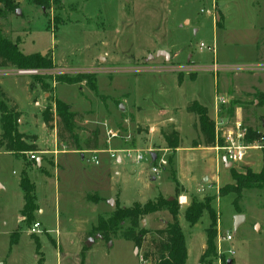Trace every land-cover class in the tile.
Returning <instances> with one entry per match:
<instances>
[{
  "label": "rangeland",
  "instance_id": "374dc122",
  "mask_svg": "<svg viewBox=\"0 0 264 264\" xmlns=\"http://www.w3.org/2000/svg\"><path fill=\"white\" fill-rule=\"evenodd\" d=\"M16 10L20 13L16 14ZM0 28L5 37L18 43L24 54L44 49L40 53L46 51L43 57L56 66L49 70L35 69L40 70L35 76L17 75L18 69L12 66L0 68V86L23 106L30 122V127L25 129L27 121L22 123L25 119L21 117L19 131L38 135L46 152L35 153L39 164V160L30 159L31 152L11 154L4 147L0 148V264H37L43 260V254L45 264H141L140 256L157 238L156 229H164V220L172 222L171 216L162 213L145 217L147 225L141 224V228L150 233L142 250L137 249L136 253L132 241L117 238L107 243L89 233L83 244L89 250L83 256L69 239L98 224L102 206L93 203L85 206L80 200L81 190L92 192L88 196L106 199L112 187L116 190L121 186L126 201L137 200L130 207L155 201L151 199L174 189L171 195L175 199L184 196L180 185L177 194L173 183L175 149L169 147L162 136L164 131L171 132L172 126L152 128L150 123L167 122L170 108L183 103L185 97L203 96L205 102L214 99L218 81L214 75L219 72L210 70L193 81L200 71L198 65L201 69L224 66L222 71H226L230 83L234 80L237 89L264 91V71L249 75L250 70L244 69L252 67L249 65L258 58V45L264 36V0H59L50 10L35 6L29 0H15L10 11L1 6ZM158 52H165L169 59L157 56ZM254 67L264 65L258 63ZM67 75L78 83L67 85L55 81ZM234 75L237 76L233 79ZM184 80L186 85L173 94V88L183 85ZM28 82L29 87L30 84L35 86L30 90L31 96ZM220 84L227 85V82L220 81ZM92 85H96V91L92 90ZM227 93L229 102L219 111V116L226 119L224 130L234 128L239 108L244 128L264 130V107L256 108L257 94L237 92L233 87H229ZM6 99L9 100L7 96ZM56 99L70 105L71 111L83 114L82 119L76 120L82 150H85L89 132L98 130L101 150H108L112 145L114 149L140 152L144 160L137 163L126 157L119 165L112 159L113 165L105 168L103 162L100 165L91 162V154L84 159L72 154L57 156L71 151L72 140L68 139L65 144L59 140L58 117L53 130H46L44 125L43 113ZM35 110V120H32ZM190 121L184 113L177 117V125L185 137L190 135ZM108 130L118 132V137L109 140ZM193 143H202L199 133ZM151 154L157 155L156 161L151 162ZM159 160H166L167 165L161 168L162 175L153 182L149 174L152 167H158ZM197 165L194 188L197 177L202 180L204 173L209 176L216 173L210 162ZM262 166V151H248L243 164L231 168L222 165L220 179L200 182L199 190L193 193L190 202L205 201L214 209L217 218L214 227L216 253L207 258V263H217L219 238L229 232L234 236L231 244L236 254L224 256L223 264L229 260L233 264H264V188L243 190L237 207L234 204L236 194L219 195L221 188L236 184L232 169L237 174H245L247 169L258 173ZM47 170L51 171L50 179L45 176L49 175ZM165 172L171 178L163 175ZM25 176L35 185L37 204L44 210L38 219L52 230L51 234L31 233L34 223L39 222L36 216L31 224L20 222L24 205L20 183ZM113 202V206L106 205L105 213L121 207L118 200ZM184 211L183 208L179 210L178 219L188 250V264H197L212 220L210 213L205 211L199 223L191 227ZM238 213L245 217V222L236 229ZM17 231L20 232L19 242L11 246V236ZM60 236L66 252L64 262L60 259V247L56 246ZM32 237L40 241L43 254H36ZM64 238L69 243L66 244ZM231 244H222L223 250Z\"/></svg>",
  "mask_w": 264,
  "mask_h": 264
},
{
  "label": "trees",
  "instance_id": "16d2710c",
  "mask_svg": "<svg viewBox=\"0 0 264 264\" xmlns=\"http://www.w3.org/2000/svg\"><path fill=\"white\" fill-rule=\"evenodd\" d=\"M35 6L44 7L48 10L52 5H57L59 0H29ZM15 5V0H0V13L1 6L6 10H12ZM58 21V20H57ZM47 29H50L49 26ZM258 53L260 58L264 56V36L258 45ZM9 66L17 69H44L49 70L56 67L51 61L43 57L41 54L25 55L19 50L18 43L5 37L3 30L0 28V68H7ZM35 80L38 78H34ZM87 79V78H85ZM57 83L76 85L78 80L71 76H60L55 80ZM31 84V90L34 89ZM46 87V86H45ZM92 90L96 91V85L91 86ZM257 99L259 101L258 107H264V93H258ZM10 101L6 99V94L0 86V126L2 133L0 134V148L4 147L10 153H27L39 152V147L36 145L38 137L35 135H26L19 131L20 120L22 113L17 106H10ZM55 109V113L53 112ZM189 112L196 114L199 118V130L204 138L205 145L213 146L215 144V122L209 117L207 108L198 103H193L188 108ZM56 114V115H55ZM58 117V138L65 144L68 139L72 140L71 149L73 151H82L80 139L76 131L77 119H82L83 114L71 111V107L63 101L56 99L51 106H49L43 113V121L47 129L53 130L55 118ZM66 135H69L67 138ZM163 136L169 147L176 149L180 146L181 139L179 133L175 131L164 132ZM100 132L98 130L89 132V137L85 141L87 150L99 149ZM264 138V132L247 128L245 141L253 143L260 141ZM263 153V166L260 172L255 173L247 169L245 174H237L232 169V177L236 182L235 185L226 186L219 190V195L224 197L229 194H236L237 198L234 204L241 200V193L243 190L263 189L264 188V149ZM176 184V192L179 193V183L176 178L173 179ZM20 188L24 194V207L21 210V216L26 224H31L35 220V212L38 210L36 204V187L31 182L29 177H23L20 183ZM98 196H88L87 200L98 203ZM179 204L178 200L170 201L160 196L155 201L141 205L135 204L133 207L121 208L117 207L116 210L107 218L104 216L99 217L98 224L93 228L90 233L91 237L99 236L105 242H110L113 239L121 238L127 241H132L138 250H142L144 244L147 242L148 230L141 228L142 221L146 216L167 211L172 216V222L167 224L166 228L157 230L151 247L141 255L147 263L151 264H186L188 260V251L186 247L184 233L179 224ZM205 211H208L211 216L212 225L206 231V249L201 257V264L207 263V258L216 253L215 236L216 232L214 227L216 225V214L210 204L201 200H193L191 205L185 212V220L191 226H196L201 220ZM129 225L125 227V225ZM20 232H15L11 236V246L17 244L20 238ZM36 244V254L41 252V244L37 237H32ZM87 246L82 249V255L88 251ZM38 264H44V258Z\"/></svg>",
  "mask_w": 264,
  "mask_h": 264
},
{
  "label": "crops",
  "instance_id": "0c3cea01",
  "mask_svg": "<svg viewBox=\"0 0 264 264\" xmlns=\"http://www.w3.org/2000/svg\"><path fill=\"white\" fill-rule=\"evenodd\" d=\"M42 50H44V49H41V51ZM41 51H39V52H34L33 51L34 53H32V54H41L40 53ZM32 54H30V55H32ZM254 62L255 63L253 65H249V66H252L250 68L251 70L249 71V75L253 74L254 72L264 71V67H254L258 63H261V64L264 65V56H262V58H260V56L258 54V58H256ZM201 68H202V66L198 65V70H200V71H197L196 70L198 73L195 74L196 77H195V80H193V81H197L199 78L203 77V75H202L203 73H209V71L212 70V67L211 66H210L211 69H208V66L206 68H204V69H201ZM206 69H208V71ZM238 71H239V73H242V72H240L242 70H238ZM225 72L226 71H224L222 74H220L221 72H219L217 75L216 74L214 75V79H217L218 80L217 81V84H216V90L214 91V94H215L214 95V99L210 100L209 102H205L203 96H201V97H189V98H186L185 97L183 103L178 104V105H175L174 104L170 108L171 111L168 114V121L167 122H165L166 120L165 121L163 120V121H160V123H158V122L157 123H150V125H153L152 128L153 127H157V125H162L164 127H170V126H172L171 131H175V132L179 133V135H180L181 143H180V146L175 149V152H174V155H173V159H172V169L174 171L173 175L176 176V179H177V181H178V183L180 185V189L182 190V194L184 195V197H186V200H187V204L181 207V209L183 208L185 210L184 212H186L187 208L191 205L190 199L192 201V195H193V193H195V192H197L199 190L198 187L200 185V182H204V183L210 182L211 183V180H214L215 181L216 180V177H217V179L219 178V174L221 172V166L223 165L226 168H228V166H229V164H227L226 161L224 160V155L222 154V152H218L216 150V145L218 144L216 138H215V144L213 146H208L207 147L205 145L204 138H203V136H202V134H201V132L199 130V118H198V116L196 114H194L192 112H189V110H188L189 106L196 102V103L200 104L201 106L207 108L208 115L212 119H215L213 121L215 122V134H216V128H217V126L221 130V132L225 131L223 127H225V125H226V123H225V120L226 119L221 118L219 116V113H220L219 111H220V107L221 106H225L229 102V100H228L229 99V94L227 93V89H229V87H233V89L235 91H237V92H249V91H252L255 94L264 93V91H262V90H260L258 88H252V89H249L247 91H242V90L237 89V87H235L233 85V81L234 80H232V82L230 83L228 81V76H227L228 74L225 73ZM235 76H237V75H234L233 76V79L235 78ZM224 80H226L227 85H223L222 86L220 84V81L223 82ZM182 83H183V85H179L176 88H173L174 89V93L173 94H176V92L179 89H182L186 85L187 81L184 80ZM178 84H179V82H178ZM27 87H28L29 94L31 96V93H30L31 88L29 87V82L27 83ZM1 88L3 89V87H1ZM34 89H35V87H34ZM3 91L5 92L7 98L9 99V101L11 100L13 102L12 103L10 101L9 104L14 105V106H17L18 109H19V111L22 113V118L25 119V120H22L21 122L23 123V121H27V125L25 126V129H27L28 127H30V124H29L30 122L28 121V118L26 116V113L23 112V106L21 104H19L7 92V90L5 88L3 89ZM34 104H35V102H34ZM37 106H40V103H38ZM256 108H258V109L261 110V108H263V107H258V104H257L256 105ZM239 110H240V108L237 109L236 121H240V120L242 121V117L241 116L239 117V115H240V113H238ZM36 112H37V110H35V113H33L31 115L32 120H35ZM180 113H184V114H186L187 116H189L191 118V121H190V124H189V126H190V135H189V137L183 136L182 133H181V131H180V129H179V127H178V125H177V117H178V115ZM142 123H144V122H142ZM144 124L149 125V123H144ZM46 130H47V128H46ZM259 131L264 132V130H259ZM27 132L28 131L23 132V134L24 133H27ZM164 132H167V131H164ZM150 133H153V129L150 130ZM198 133L200 134V138L202 140V143L196 144V143H193V142H194L195 138L197 137V134ZM26 135H35V136H37L38 137V141L36 142V145L39 147V150H40L39 153H46V152H44L43 147L40 145V137L38 135L33 134V133L26 134ZM163 138H164V136H163ZM164 140H165V138H164ZM192 143H193V145H192ZM109 144H110V142H109ZM100 145L101 144L99 142V149L98 150H87L86 147H85V150H82L83 153H78V151H73L72 150V151H67V152H61L57 156H60L62 154H72V155H80L81 158L84 159L86 155L91 154L93 157H97L98 160H99V164H96V165H100L103 162V166L105 168H109V167H111L113 165L112 164V158H111L110 151H120L121 152L122 150H119L117 148L114 149L112 147V145H111V147L108 150H101ZM116 146L117 145L114 144V147H116ZM120 152H118V154L119 155H122V153H120ZM7 153H10V152H7ZM98 154H100V155H98ZM101 154H103V155H101ZM102 156H105V157L102 158ZM155 156H157V155H155ZM100 158H102V161H100ZM38 160L39 159L37 158V161ZM201 162H203V163L210 162V164L212 165V168L213 169L214 168L216 169V171H215L216 173L213 174L212 176L211 175L209 176L207 173H204L203 176H202V180H199L198 177H197L196 178L197 184L195 185V188H194L193 187V178H194L193 175L195 173V169L198 167L197 163H201ZM117 163L119 165H122L124 163V159L123 158L118 159L117 160ZM39 164H40V160H39ZM247 164L250 165V162H248ZM57 165H59V164H56V166ZM47 171H48L49 175L48 176L45 175V176L47 178H49V179L52 178L51 171H49V170H47ZM151 171H152V169H151ZM166 173H168V172H165L163 175H165ZM166 175H167L168 178H171V176H169L168 174H166ZM149 176H150L149 178L153 182H156L158 180L157 178L159 177V176L158 177L154 176L152 174V172L149 174ZM174 185H175V183H174ZM81 191H83V192L80 193V200H81V202L85 206L88 205V204H90V203L95 204V206H97V205L102 206V210L98 214V219L101 216H104V215H108L109 216V215H111L113 213L114 210L112 212H109V213H105L104 212V209H105L106 205H110V206H113L114 205L113 200H118L119 203H120V205H121V207H124V208L130 207L131 205H133L137 201L136 199L135 200L131 199L130 201H126L125 198H124L125 192H124V189H121V186L118 189H116V190H114L113 187H112L111 188V192L109 193V196L106 199L103 198V197L101 198V197L98 196L99 199L101 198L98 203H94V202H91V201H88L87 200L88 194H90V193L92 194V192H89V191L86 192L83 189ZM174 191H175V189L173 191H171V192H174ZM171 192L170 193H166V194L160 193L159 195L155 196L151 200H156L160 196H163L164 198H167V199L170 200V198H174L173 195H171ZM111 202H113V204H111ZM138 202H140V201H138ZM140 203L143 204L144 202H140ZM36 204H37V201H36ZM37 206H38V210L36 211L35 216L38 219V216L41 215V214H43L44 210H43V208L39 204H37ZM23 207H24V205H23ZM23 207H22V209H23ZM162 213H165V215H170V213L167 212V211L158 212V213H155V214H152V215H159V214H162ZM152 215H149V216H152ZM238 215H240V214L238 213ZM20 216H21V211H20ZM149 216H146V217L149 218ZM178 217H179V215H178ZM171 219H172V216H171ZM23 220L24 219L21 216L20 217V222L23 221ZM38 220H39V223H41V226L44 229V230H42L43 233H45V234H51L52 233V230H50L49 228H47L46 226H44V223H42V221L40 219H38ZM169 223H171L170 220H164L163 224H164L165 228H166L167 224H169ZM146 225H147V221H146ZM95 226H97V224H93L91 229H85V230H82V231H80L78 233H75L74 237H72L71 239H69L70 242H73V245L76 247V249L78 250V252H81L79 254H82L83 244H84V241H85L86 236H88L89 233H91V231L93 230V228ZM156 230H160V229H156ZM61 238H62V236H60L59 240L56 241V246L57 247H60V251H61V253H60V259H61V262L62 261L64 262L66 252H64V250H63L64 245L62 244V239ZM63 241L66 244L69 243V241L66 240L65 238L63 239ZM53 242H55V241H53ZM41 248H42V246H41ZM205 249H206V244L204 245V247L202 249L201 257L204 254ZM136 252H137V248H135V253ZM201 257L199 258L197 264H200ZM36 258H37V256L35 257V259ZM43 258H44V264H45L46 259L44 257V254H43ZM36 261H37V259H36ZM188 261H189V257H188V260H187V263L186 264H188ZM37 264H38V262H37Z\"/></svg>",
  "mask_w": 264,
  "mask_h": 264
},
{
  "label": "built area",
  "instance_id": "2783aa9c",
  "mask_svg": "<svg viewBox=\"0 0 264 264\" xmlns=\"http://www.w3.org/2000/svg\"><path fill=\"white\" fill-rule=\"evenodd\" d=\"M204 47H205L204 44H202L201 48ZM250 68L251 67H247L244 69L251 70ZM212 70L215 73H218L224 70V66L223 67L214 66L212 67ZM38 74H40V70H35V69H18L17 71V75H21V76H35ZM246 133H247V129L243 127V123L241 120L235 122L234 128L226 129L223 132H221L218 126L216 128V140L218 143L216 145V150L218 152H222V154L224 155V160L227 162V164H230L232 167H237L238 165L243 164L245 162V158L248 151H252V150L262 151L264 149V138H261L260 141L247 143L245 141ZM118 134H119L118 132L109 130L107 136L109 140H111L112 138L118 137ZM121 152L123 154V157H121L117 151H110L111 158L118 160L121 158L130 157L134 160V162L136 161L137 163H141L144 160V155L140 152H134L131 150H123ZM153 156H154L153 154L149 156L151 162H154ZM30 159L37 160L36 154L30 153ZM156 160H157V156H156ZM90 161L93 162L94 164H99V160L97 157H93L92 160ZM159 161H160L159 162L160 165L158 164V167L155 166L152 167V173L156 177L161 174L162 172L161 168L167 165L166 160H159ZM178 204L181 207L186 205L187 204L186 197L180 196L178 198ZM41 227H42L41 223L39 222L34 223L31 229V233L33 234H38L40 232L42 233ZM233 241H234V236L229 232H227L223 237L219 238L220 245L218 248V257L216 264H223L224 261L223 257L226 255L231 257L235 256L236 252L234 250V245L231 244ZM222 244L223 245L231 244V246L227 250H223ZM140 262L141 264H148L142 257H140Z\"/></svg>",
  "mask_w": 264,
  "mask_h": 264
},
{
  "label": "water",
  "instance_id": "95a60500",
  "mask_svg": "<svg viewBox=\"0 0 264 264\" xmlns=\"http://www.w3.org/2000/svg\"><path fill=\"white\" fill-rule=\"evenodd\" d=\"M19 13H20V11L19 10H16V14H19ZM45 54H46V51H43L41 53L42 56H45ZM157 56H163L167 60L169 59L168 54H166L165 52H158ZM121 109H123V108L121 107ZM153 160L154 161L156 160V156L155 155L153 156ZM231 167L232 166L229 164L228 168H231ZM173 200H174V198H170V201H173ZM111 204H113V202H111ZM235 221H236L235 222V228L238 229L245 222V217L242 216V215H238V216H236ZM142 224H143V226H145L146 225V221L143 220L142 221ZM90 243H93V240H90ZM232 263H233L232 260H229L227 262V264H232Z\"/></svg>",
  "mask_w": 264,
  "mask_h": 264
}]
</instances>
